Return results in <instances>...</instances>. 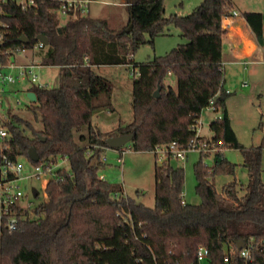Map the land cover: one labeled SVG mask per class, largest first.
<instances>
[{"label": "trees", "instance_id": "16d2710c", "mask_svg": "<svg viewBox=\"0 0 264 264\" xmlns=\"http://www.w3.org/2000/svg\"><path fill=\"white\" fill-rule=\"evenodd\" d=\"M124 1L129 20L120 30L90 16L62 22L56 14L59 5L49 1L28 12L10 4L9 14L1 17L7 26L2 63L9 61L7 50L32 49L43 35L49 45L40 64L58 67L61 77L58 87L29 89L37 96L30 110L41 129L9 112L6 153L13 160H30L31 149L41 162L66 158L70 173L60 170L59 177L64 175L66 180L48 183L45 200L34 209L36 217L2 234L0 264H196L199 246L209 249L211 264H223L225 249L236 248L238 241H264L262 149L240 144L227 108L231 93L225 89L222 20L231 13V0H202L190 15L169 17L165 0ZM244 17L264 47V13L246 12ZM170 26L178 28L188 42L140 66L133 85L132 122L120 125L117 135L95 130L92 119L104 104L99 101L110 100L113 88L94 69L128 64L132 50L154 44ZM22 37L30 44L24 45ZM171 75L177 79V90L166 85ZM159 86L161 96L155 98ZM212 101L215 111L222 112L211 124L212 139L223 148L242 152L247 185L234 180L218 193L210 179L235 176L237 169L221 150L212 166L204 163L210 154H201L194 165L200 204L184 199L185 170L173 167L172 157L160 162L155 154L153 208L101 179L108 138L132 134V149L137 152H152L174 142L187 147L196 135L193 126Z\"/></svg>", "mask_w": 264, "mask_h": 264}, {"label": "rangeland", "instance_id": "374dc122", "mask_svg": "<svg viewBox=\"0 0 264 264\" xmlns=\"http://www.w3.org/2000/svg\"><path fill=\"white\" fill-rule=\"evenodd\" d=\"M238 8L243 12L264 13V0H233ZM202 3V0H165L166 17L188 16L195 8ZM89 13L96 22L105 23L112 30L122 29L129 20V12L124 0H91ZM146 39L150 40L149 35ZM188 40L182 36V32L175 26L167 29V34L158 36L154 44L146 43L136 50H132L128 56V64L107 65L96 67V74L105 77L112 85L110 100L106 97L100 99L103 106L96 112L92 119L95 130L104 134L117 135V128L120 125L131 123L133 120V85L139 77L140 66L155 60L156 57L164 56L172 49ZM45 50V49H44ZM44 50L36 48L28 49L24 53H19L10 60L18 62L41 63V56ZM227 60V59H226ZM227 61H230L229 59ZM224 62V61H223ZM226 67L225 89L230 92L227 99L232 127L241 145L245 148L262 149V169L264 180V48L260 50L258 56L240 59L233 62H224ZM8 72L7 70H5ZM40 84L49 88L60 85V69L58 67L43 66L37 69ZM166 85L177 90V79L169 76ZM33 87L31 78L19 80L13 84H2L0 82V101L3 103L2 113L11 112L32 122L37 129L42 128V124L36 121L34 113L30 110L31 106H36L27 97V90ZM221 111L205 109L200 118L201 135L206 139L213 137L211 124L220 116ZM118 137V136H117ZM218 144V153L223 151L226 159L232 164L237 165L236 175H218L211 178L218 193H222L226 184L237 180L243 185L249 181L248 172L243 167L244 157L240 150L224 147ZM130 143L125 146L126 153L121 154L118 149L108 147L104 155L107 158L105 167L101 170V175L116 186H121L125 196L135 199L138 203H143L147 207L155 206V165L156 155L152 152H137L130 148ZM215 153L204 158L205 165L214 164ZM199 152L188 153L186 160L171 158L173 167H181L185 170V190L184 199L191 204H200L202 198L197 193V179L195 176L194 165L200 160ZM121 160L119 162L118 160ZM159 161H163L162 155H158ZM20 162L24 166L22 176H30L35 173L33 163L26 157H22ZM59 167L70 170L69 162L60 161ZM49 176H42L40 179L31 178L21 182V188L31 193L29 198L34 200L33 190L40 193L39 200H45V187L49 181ZM137 192H140L138 195ZM241 195H244L242 192ZM36 217V215H35Z\"/></svg>", "mask_w": 264, "mask_h": 264}, {"label": "built area", "instance_id": "2783aa9c", "mask_svg": "<svg viewBox=\"0 0 264 264\" xmlns=\"http://www.w3.org/2000/svg\"><path fill=\"white\" fill-rule=\"evenodd\" d=\"M41 1L57 3L59 7L56 10V14L62 22L71 18H77L78 16H89V5L91 0H0V82L4 85L31 78L33 85L47 87L39 83L40 79L37 74V69L42 67L41 64L18 62L16 60L11 62L10 59L12 57H16L19 53H24L28 49L7 50L6 53L9 55L8 63L4 64L1 61V50L4 45L3 30L7 28L6 24L2 22L1 17L9 14L7 5H16L22 12H28L37 9ZM239 15L240 13L237 10H233L229 15L223 18L222 22L224 23L230 19V17H238ZM46 47L47 46L40 41L34 46V48L39 50H44ZM1 92H4V89L2 91L0 90V93ZM2 107L3 103L0 101V237L4 232L15 231L19 225L27 219L35 217L34 209L39 204V202H36L35 198H38L40 193L38 197L33 196L34 200H31L29 198L31 193L21 188V182L31 179L32 177L40 179L42 176H49L48 185L52 179H58L59 181L66 180L64 175L59 177L58 172L60 170L70 173V170L59 167L60 161L68 162V160L66 158H59L56 162H41L40 160L38 163H33L35 173L23 177L24 166L20 162L21 158L13 160L6 153L8 151L6 141L10 136L8 126L10 111L2 113ZM209 108L215 111L213 101ZM192 129L195 131L196 135L187 147H181L178 143L174 142L168 146L156 147L154 150L155 154L157 156L161 154L163 160L172 157L184 161L187 159L188 153L190 152H199L200 154L217 152L218 144L213 141L212 138L208 140L201 135L200 121L193 126ZM130 148H132V144ZM118 151L124 155L126 153L125 146L118 149ZM103 161H108L105 156L103 157ZM118 161L121 162L120 159ZM101 179L106 180L102 175ZM32 190L34 191V189ZM44 196L46 197V194H44ZM196 264H211L210 251L207 247H198ZM223 264H264V241H257L251 238L249 241L244 242L242 249H238L237 246L236 248H226Z\"/></svg>", "mask_w": 264, "mask_h": 264}, {"label": "crops", "instance_id": "0c3cea01", "mask_svg": "<svg viewBox=\"0 0 264 264\" xmlns=\"http://www.w3.org/2000/svg\"><path fill=\"white\" fill-rule=\"evenodd\" d=\"M231 4L232 9L230 12L237 10L240 15L238 17H230V19L223 23V28L226 31L224 62H233L243 58L246 59L258 56L260 50L264 47L258 43L254 33L246 21L244 17L246 12L241 11L233 0H231ZM226 59H229L230 61H227ZM28 92L29 89L27 90V93Z\"/></svg>", "mask_w": 264, "mask_h": 264}, {"label": "water", "instance_id": "95a60500", "mask_svg": "<svg viewBox=\"0 0 264 264\" xmlns=\"http://www.w3.org/2000/svg\"><path fill=\"white\" fill-rule=\"evenodd\" d=\"M38 40L46 46L49 45V40L46 36L41 35L38 37ZM20 41L24 45L30 44V40L27 37H22ZM161 90H162V88H161V86H159L158 89L156 90V92L154 93L155 98H160ZM27 97L30 101L35 102V103L37 102L36 93L28 92ZM133 138H134V135H132V134L131 135H121L118 137H110L107 139V144L112 149H120V148H123L124 146H126L127 144L131 143ZM28 156L33 163H38L40 161V156L35 149H31L28 153ZM33 193H34L35 197L39 196V192L36 189H34ZM236 245H237L238 249H242L244 246V242L238 241L236 243Z\"/></svg>", "mask_w": 264, "mask_h": 264}]
</instances>
